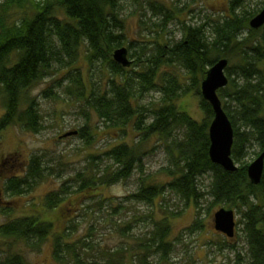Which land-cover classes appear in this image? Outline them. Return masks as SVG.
I'll return each mask as SVG.
<instances>
[{
  "label": "trees",
  "instance_id": "trees-1",
  "mask_svg": "<svg viewBox=\"0 0 264 264\" xmlns=\"http://www.w3.org/2000/svg\"><path fill=\"white\" fill-rule=\"evenodd\" d=\"M121 2L4 0L0 3V101L4 109L0 133L10 126L40 133L42 117L31 92L44 79L60 74L61 79L43 91L44 96L55 98L52 88H62L63 94L82 105L85 115V111H92L105 127L123 137L132 131L137 137L134 146L120 143L102 155L88 156V171L76 173L78 188L71 191L69 186H63L47 194L44 198L47 210L58 208L70 191L88 194L90 190L98 191L103 186L126 181L135 170L143 173L142 148L155 137L168 155L169 167L165 171L172 179L164 185H145L144 178L129 198L152 204L163 191H168L187 203L193 202L196 209L206 198L212 205L234 209L241 215L239 222L249 264H264V170L260 183L254 185L247 176L249 164H242L250 149L257 157L264 152V26L259 29L249 26L260 10L250 11L247 0H229L227 15L213 20L207 17L195 26L184 23L180 40L163 45L155 42L153 47L142 46L137 53L134 44L126 41L122 33ZM149 3L155 14L164 17V25L182 11ZM16 11L20 12L19 18ZM125 44L134 51L130 58L139 56L131 63L132 68L123 67L113 59V52ZM81 55L88 65L86 78L76 67ZM221 59L228 61L225 69L228 84L218 91V96L234 131L231 157L238 164L234 172L224 170L209 158L208 129L213 111L200 93L208 69ZM95 69L107 71L105 82L94 80ZM233 74L236 79L232 78ZM98 79H102L101 74ZM190 91L199 97L205 115L201 121L178 104V99ZM150 92L160 98L147 105L140 103L139 99ZM77 135L87 145L94 141L88 126L80 128ZM23 167L22 176L5 180L6 192H29L48 170L37 155L31 156ZM206 175L210 178L207 186L200 181ZM104 202L101 199L99 206ZM161 209H164L162 204ZM128 227L120 230L122 235ZM67 229L55 233L53 222L32 215L0 225V238L21 241L25 247L39 250L51 237L57 262H64L69 256L74 264H85L78 252L83 242H69ZM200 229L198 220L190 228L191 232ZM169 232L167 219L154 223V229L140 244L144 254L139 264H150L147 261L150 255L166 257L171 246L167 239ZM90 247L91 244L85 248ZM124 250L118 249L115 254L123 255ZM112 257L109 255L104 260L110 263ZM237 257L240 258L239 254ZM0 264L25 263L20 255H13Z\"/></svg>",
  "mask_w": 264,
  "mask_h": 264
},
{
  "label": "rangeland",
  "instance_id": "rangeland-1",
  "mask_svg": "<svg viewBox=\"0 0 264 264\" xmlns=\"http://www.w3.org/2000/svg\"><path fill=\"white\" fill-rule=\"evenodd\" d=\"M43 2L44 0H35ZM229 0H122L120 17L124 21L122 33L125 40L134 44L137 53L142 46L153 47V43L167 44L178 41L182 37V25L190 26L200 24L206 20L220 18L227 15ZM250 11L264 8V0H247ZM4 0H0V3ZM164 5L177 12L173 19L164 25V17L155 14L150 3ZM259 11V12H260ZM258 12V13H259ZM257 13V14H258ZM17 18L20 12L16 11ZM127 43V42H126ZM152 43V44H150ZM128 50V60L134 62L139 56L129 57L134 51L125 44ZM119 49V48H117ZM80 59L76 67L80 68L83 78L88 76V65ZM232 66V63L229 65ZM132 68V64L130 67ZM96 82L103 83L108 77L106 70L95 69ZM180 74V70L178 69ZM234 73V72H233ZM101 74L102 79H98ZM61 75L41 81L31 92L36 98L43 129L40 133L24 131L18 126H10L0 133V225L11 220L40 216L44 220L53 222L55 233L66 227L69 242H83L78 251L80 258L87 264H139L144 252L140 248L142 240L148 237L154 229V223L162 220L164 205V219L170 224L168 241L170 250L162 259L159 255H150L147 261L150 264H249L247 245L241 232V215L232 209L236 215V230L234 238H227L214 229V213L222 208L221 205H212L206 198L196 209L193 202H186L171 192L164 193V200L159 196L152 204L135 202L129 197L134 194L140 180L148 175L145 185H162L168 183L170 176L165 169L169 167L168 155L163 151L161 144L155 137L144 143L142 150L143 173L133 171L131 176L123 182L111 186H103L97 190L86 192H71L78 188L75 182L76 173L86 170L88 156L102 155L106 150L120 143L136 145V134L130 131L124 137L121 133L101 124L97 115L92 111H84L82 105L63 94L62 88L54 87L57 97H46L43 91L50 88L52 83ZM232 78L237 77L233 74ZM61 79V78H60ZM59 79V80H60ZM62 81V80H61ZM184 84V79H182ZM159 95L154 92L146 93L139 99L145 105L157 101ZM230 99L228 98L227 101ZM179 106L188 112L197 121L203 120L204 112L199 106V97L194 92H187L178 99ZM230 110L233 107L230 104ZM4 109L0 101V117ZM88 126L94 141L87 145L86 141L77 134L61 138L66 133L76 131ZM41 157V163L47 167L45 177L40 179L29 192L12 194L4 189L7 178L15 175L22 176V171L31 156ZM253 149L242 160L250 164L256 159ZM238 165V164H237ZM103 167V165H101ZM22 169V170H21ZM88 171V169L86 170ZM210 178L206 175L201 178L202 184L207 186ZM142 183V182H141ZM72 185V187H71ZM63 186L70 187L58 208L47 210L44 207V198L50 192L59 190ZM105 202L99 206V201ZM90 206V208H87ZM81 209V210H80ZM80 210V211H79ZM116 210V212H115ZM198 220L201 222L200 231L190 228ZM125 235L121 234L122 229ZM90 229L92 231H90ZM90 232L91 235H90ZM52 236V235H51ZM87 246H84V245ZM91 244V247L88 245ZM125 249L123 255L115 254L118 249ZM53 241L48 238L39 250L25 247V243L13 239L0 238V261L6 257L20 255L25 264H74L66 256L64 262H57L53 257ZM239 254V259L237 255ZM113 255L110 263L104 259ZM123 257V258H121Z\"/></svg>",
  "mask_w": 264,
  "mask_h": 264
},
{
  "label": "water",
  "instance_id": "water-1",
  "mask_svg": "<svg viewBox=\"0 0 264 264\" xmlns=\"http://www.w3.org/2000/svg\"><path fill=\"white\" fill-rule=\"evenodd\" d=\"M252 29H259L264 26V8L255 15L249 22ZM128 50L124 47L113 52V59L123 67H130L128 60ZM228 66L226 59H221L210 67L205 78L200 84L202 98L209 103L213 111V118L208 129L210 146L208 150L212 163L220 165L224 170L234 172L238 169L231 157V150L234 141V131L231 122L223 109L222 102L218 96V91L225 88L228 78L225 69ZM77 132H69L61 136L67 138L76 135ZM264 170V152L247 166V176L254 185L260 183ZM214 229L227 238H234L236 230V215L231 209L220 208L213 216Z\"/></svg>",
  "mask_w": 264,
  "mask_h": 264
},
{
  "label": "flooded vegetation",
  "instance_id": "flooded-vegetation-1",
  "mask_svg": "<svg viewBox=\"0 0 264 264\" xmlns=\"http://www.w3.org/2000/svg\"><path fill=\"white\" fill-rule=\"evenodd\" d=\"M143 160V159H142ZM136 171V170H135ZM147 177H148V175H145V181H146V179H147ZM163 185H164V182H163ZM162 197H163V200H164V191H163V195H162ZM164 210V209H163ZM163 220H164V211H163Z\"/></svg>",
  "mask_w": 264,
  "mask_h": 264
}]
</instances>
